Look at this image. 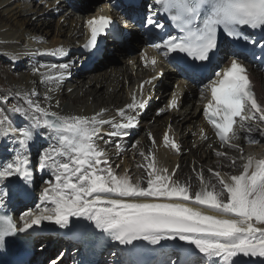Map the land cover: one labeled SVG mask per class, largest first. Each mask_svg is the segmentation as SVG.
I'll use <instances>...</instances> for the list:
<instances>
[{"label": "snow or ice", "instance_id": "1", "mask_svg": "<svg viewBox=\"0 0 264 264\" xmlns=\"http://www.w3.org/2000/svg\"><path fill=\"white\" fill-rule=\"evenodd\" d=\"M155 2L181 33L168 34L162 42L150 45L158 51L163 50L164 56L182 53L194 62L211 64L218 50L221 30L233 40L251 43L256 41L243 32L245 27L264 31V0ZM112 23L108 16L89 19L86 26L90 39L85 48H94L98 37ZM146 24L156 29L165 28L163 23L151 17L146 19ZM44 54L62 56L65 53L63 48H56ZM148 62L153 67L158 63L155 58ZM47 67L49 71L42 74L43 82L52 85L51 92L65 79L70 65ZM204 67L192 64L187 70L195 74ZM215 77L202 89V95L210 93L204 115L221 146L240 153L238 157H228L227 153L217 151V157L229 159L234 170L237 161H241L240 172L231 174L209 169L216 183L205 180L200 172L197 174L200 188L194 193L190 184L173 180L175 171L169 173L167 168L158 167L152 151L141 152L145 163L137 165L144 169L146 176L133 179L129 169L120 173L117 171L119 165L113 167L107 151L97 140L102 139L106 124L113 129L107 133L109 137H123L127 135L126 130L136 126V116L126 115L125 109L118 110L120 121L103 119L102 113L91 117L62 115L51 111V105L41 107L25 96L27 108L12 105L8 109L29 121L27 126L20 127L14 126L0 109V138L12 137V142L19 146L12 158L0 160V186L13 176L31 183L30 148L35 140V130L46 129L56 141L39 155V168L51 172V179L46 181L47 186L39 197L40 203L35 205V211L21 215L19 224L11 215L0 214V245L6 237L27 232L44 221L67 228L74 217L90 221L120 245H132L135 241H146L150 245H159L166 240L183 241L195 251L180 250L188 257L181 264H193L191 258L197 252L199 256L194 264H248L251 258H264V158L245 155L243 148L235 143L241 138L238 134L241 130L249 134L258 132L264 137L261 126L264 104L258 101L247 67L239 58L230 59L228 66L215 72ZM140 87L143 89V85ZM45 99L50 100V97ZM4 103H7L6 97ZM56 106H59L58 101ZM144 106L143 102L137 103L133 95L127 110L135 111ZM170 107H176L175 97ZM245 139L249 145L261 142L251 135ZM164 144L177 149L167 134ZM116 147L121 148L119 144ZM18 194L28 195L24 189ZM8 195L9 192L0 188V196ZM170 264H177V261L171 260Z\"/></svg>", "mask_w": 264, "mask_h": 264}, {"label": "bare ground", "instance_id": "2", "mask_svg": "<svg viewBox=\"0 0 264 264\" xmlns=\"http://www.w3.org/2000/svg\"><path fill=\"white\" fill-rule=\"evenodd\" d=\"M10 0H0V42H8L9 41L7 39H13L14 42L11 43L10 47H14V49H11L9 47H7L6 45L4 46L5 49H10L12 50V52L9 50L7 53H3L0 50V62H4L6 61V65H9L8 68H6L4 71H1L2 73L6 74L8 76V78L12 79L13 81H15L16 79H22L25 80L26 83L29 81V78L31 76V59L27 58L24 54V50L25 47L28 46H40L37 41H39V39H42L44 42L50 43L51 46L53 47V44L55 42H61V40L64 41H71L69 38V34L76 32V34H82L85 35L87 38H89V29L88 27L85 25V27L81 28L80 30H78V24L75 23L74 27H72V25L67 29V30H63L64 27L60 26L58 27V30L54 33L55 35L53 36L52 39H49V34L51 33V25L49 22H47L45 19H47L48 17H52L53 13H51V11L47 12L45 9H42L41 11H39L38 13L34 14V15H41V18H38L37 20H33V16L31 15L29 16L28 14L30 12H33L32 9L27 10V6L21 8V4L20 2H23V0H13V2H9ZM31 2L33 0H30ZM89 1H96V0H89ZM81 4L84 3V0H80L79 1ZM49 6H51V4L49 3ZM29 16V17H28ZM43 18V19H42ZM22 28L24 27L23 30L20 31L19 36L17 35H11L10 31L12 30H16L17 28ZM68 31V33H67ZM75 34V35H76ZM13 36V37H11ZM17 36V37H16ZM68 36V38H67ZM37 38L38 40L32 41V39ZM138 35H136L135 33L132 34V38L129 41L130 44H134L137 40H138ZM17 43H20L22 46L20 47V49H16L15 47H17ZM100 43V39H98L97 44L94 48H96L98 46V44ZM135 45V44H134ZM116 46V45H115ZM113 47V52L114 55H120L119 57L121 58V54L124 52V49L121 46H116ZM137 46V45H135ZM3 47V46H2ZM92 48L91 50L93 51ZM264 53V52H262ZM158 63L155 67H152L155 70H159V68L163 67L165 65V61L164 58L162 57V60H159L156 56L154 57ZM5 59V60H4ZM262 61H264V55L262 56ZM99 65H104V63L100 62ZM252 72H253V78L254 80H256V82L258 83V86L264 83V76L262 75L261 71L258 70H254V68L252 67ZM165 74V73H163ZM176 76H178V74L175 73ZM170 74L168 73L166 75V80H168L170 78ZM74 78H80V80L84 79V81L80 82L76 87L78 88V92L80 90H82V88L87 84L86 82V75H83V72H78L75 75H73ZM164 78V77H163ZM162 78V79H163ZM179 81L180 83L183 82V79L181 77H179ZM93 82V80H90L89 84ZM95 82V90H93V86L92 88L89 89L88 91L86 90V92L84 93V96L86 99H88L89 97H92L93 100L92 101H97V103H99L100 99L101 101L105 100L104 96L106 95V91H104L105 89V85L109 83V85L106 86V89H108V87H110V83L114 82V80H110L109 77H105L103 75H98V77H96L94 79ZM118 82V81H116ZM114 82V83H116ZM154 82H152L151 84H143V89H141L140 86H138L137 91L134 94H130L128 96H126L123 100V104L124 106H127L128 104L133 102V95H135L136 97V101L137 102H142L144 97H145V90L146 88L150 87ZM47 83L45 82H36V96L33 95V93L31 92H27L25 95H21L18 94L17 96H14L15 99H13L11 96V94H3L2 98L0 100V105L4 106V98H7V103L6 105H8L9 108L12 107V105H17L19 107H23V108H27V104L25 103V99L24 97L27 96L29 99H32L33 101L36 102V100L38 99V97H41V90L46 87ZM118 85V84H117ZM164 84H162L163 86ZM178 85V84H177ZM98 86L100 87V89H98ZM6 85L4 83H2V81H0V88H5ZM8 88L10 86H7ZM119 87V85L117 86ZM260 87H258V92H259V96L264 95V91L263 90H259ZM121 90V89H120ZM123 90V89H122ZM121 90V91H122ZM62 91L59 92V89H55L54 91H51V93L54 94H61ZM178 95L174 96L176 99V107H180L181 106V95L184 92V102L185 103H193L195 100H199L202 96V94H198L195 91V87L191 86L190 88L185 89V91H182V89H179ZM62 98L65 100L66 98H68V100H71V97H69L67 94H63ZM112 100L110 101L111 103H115L117 102V98H120L117 95V92L113 93L109 99ZM82 99V98H81ZM84 99V98H83ZM260 99V97H259ZM73 105H76L77 101L76 99L73 98ZM69 105V104H66ZM105 106V104L100 103L99 106H97V108L101 107V106ZM112 105V104H111ZM108 106V105H107ZM165 107V106H164ZM109 108V107H106ZM66 109V108H65ZM56 110V108H53L51 111ZM55 112V111H54ZM190 117L187 118V122H193L194 120H198V122L201 120L204 124H206V122L204 121V113L200 110L199 113H196V109L193 108L192 112L189 114ZM200 118V119H199ZM184 120V122H185ZM187 122L185 123H180L178 125V127L180 126H184ZM189 128V127H187ZM200 128H198L199 130ZM43 130V128L41 129H37L35 130V132H41ZM134 136H139L138 137V146H137V151L140 155L141 152H144L145 154L149 153V151L154 152L155 154V159L157 162L158 167L161 168H167L169 170V173H172L173 171H175V167H176V162L174 159V154L170 149V145L166 146L164 144V141H161V138H158L157 134H153L151 133L149 130L141 131L140 126L136 125L134 128H131V131ZM144 132V133H143ZM247 136L251 135L249 133H245ZM169 138L173 141L175 139L174 134L172 133H168ZM252 137H255L257 140L261 141L260 143L263 142L262 138L255 136V134L251 135ZM153 139L156 141L155 145L153 144ZM184 139V137H183ZM214 139V135L211 132H208L206 134V140L207 141H212ZM36 141L33 145H31L30 148V154L34 153L37 154L39 153L41 150L46 149L47 147H49V145L51 144H55L56 142L52 141L50 138H45L41 141H37V138L35 136V140ZM97 143H99V141L97 140ZM184 144L186 145V141L184 142ZM221 145V144H220ZM121 148L119 149H114L113 147H111L109 150H107L108 145L103 148L107 151L108 153V157L110 162H113V167L115 168L116 165H119V159L120 156L123 155V158L120 161L126 162L127 159L125 160V156L128 155L130 156L128 158L129 162L127 161L124 169H129L130 175L133 176V179H135L136 177H141V176H146V173L144 172L143 168H138L137 165L139 164H143L145 163L144 158L140 155V161H137L136 164L137 165H133V160H137L138 158L133 157L136 155L135 154H129L127 152V150L125 149V147L127 146V141H123L120 144ZM199 144L196 147V151L195 154H197L199 151H201L203 149V147ZM2 146H0V152L2 151ZM262 151V150H261ZM252 152L254 153V149H252ZM251 154V153H249ZM255 154V153H254ZM193 158H194V153H192ZM4 158H6L5 155H3ZM214 166L217 170H222L224 169L225 166H223V164H221L217 159L215 160ZM120 168L117 169L118 172L122 173L123 170H119ZM194 171L200 173L202 171L199 172L197 165L194 166V168L191 165L186 164L182 159L178 162V166H177V170L175 171V176H173V180L174 178H182L185 182V184H190L191 186V191L194 190L195 188V182L197 181ZM188 175V176H185ZM234 174H236L234 172ZM206 179H211L210 177L208 178V176H205ZM15 178L13 177V179H11L10 181H7L5 183V188H6V192H9L10 194L14 193V204L13 206H16L18 201H25V197H22L18 194L19 190L24 189L26 190V192L28 193V195L32 196L33 198L35 197L33 194V187L36 186V184L38 183L37 181H39L38 179H36L37 181H35V179L31 180V183H27L22 179V185L20 187H16L15 184ZM213 183V181H212ZM8 196H0V205H6V202H4V199H6ZM32 198V200H33ZM31 200V201H32ZM31 206H34V204H32V202H30ZM18 210V209H17ZM77 219V218H76ZM77 220H82V219H77ZM47 221H44L42 223H45ZM92 224V223H91ZM172 241V240H170ZM161 242H166V241H161ZM148 246H152L150 244H148Z\"/></svg>", "mask_w": 264, "mask_h": 264}, {"label": "rangeland", "instance_id": "3", "mask_svg": "<svg viewBox=\"0 0 264 264\" xmlns=\"http://www.w3.org/2000/svg\"><path fill=\"white\" fill-rule=\"evenodd\" d=\"M11 2H13V0H10ZM9 1V2H10ZM80 1V0H79ZM76 2L75 4V7H78V6H84L86 3H87V6H86V11H85V14L86 13H92L94 12V8H96L97 6H103L105 5V0H96V1H89V0H85L84 4H81L80 2ZM54 2V0H49V1H46V2H36L34 3V1H30V0H23V2H20L21 4V8H23L24 6L26 7L27 6V10H30L32 9L33 12H30L28 15L31 16V15H34L36 13H38L39 11H41L42 9H45L47 12L51 11V13H53L52 17H48L47 19H45L47 22L50 23L51 25V33L49 34V39H52L53 36L55 35L54 33L58 30V27L60 26H63L64 29L63 30H67L71 25L73 28L74 27V24L77 23L79 24V17L77 14H73V12L70 11L69 7H63L64 4L63 3H60L58 5V7H55V6H52V3ZM49 3L51 4V6H49ZM101 4V5H100ZM57 8V9H56ZM55 12H58L57 14H54ZM83 15V14H82ZM28 16V17H29ZM41 15L37 14V15H34L33 16V20H37L38 18H41L40 17ZM43 19V18H42ZM24 27H20V28H17L16 30H12L8 33H10L11 35H17L19 36V33L21 30H23ZM68 33V31H67ZM11 36V37H13ZM16 36V37H17ZM68 38V36H67ZM9 41L8 42H3L7 47L11 48V49H14V47H10L11 46V43L14 42L13 39H7ZM140 42L139 39L135 42V43H138ZM3 43L0 42V50L5 54L7 53L9 50L8 49H5L3 45ZM10 45V46H9ZM3 46V47H2ZM22 45L20 43H17V47H15L16 49H20ZM113 46L112 45H108L107 47H105V56H104V59H102L100 62L104 63V65H99L100 62L97 63V66H99L98 68H95L92 72H87V73H84L83 75H86L85 79H86V82L87 84L82 88V90H80L78 92V88L76 87L77 85H75V87H73V93H70L69 94V97H71V100L76 99L77 103L76 105H73V101H69L68 98L66 100V104H69V105H66V110L69 111V112H81L83 110H87V109H96L97 106L100 105V103L102 104H105V106H107L110 102V99L109 97L115 92H118L120 89L122 90L123 87L121 86L120 87V82L124 81L123 80V75L126 73L127 75H131V70L130 69H127V66H128V61H131L133 59H135L136 57L139 56V51H134L133 55H128L127 54V48H125V53L124 55L120 58L119 56L120 55H114V52H113ZM12 52V50H10ZM111 52V55L109 56V52ZM73 57V56H71ZM5 60V59H4ZM1 61V60H0ZM9 65H6V61L5 63L2 61L0 62V81H2V83H4L6 85L5 88H0V100L2 98V95L3 94H11L10 97L14 98L15 94H19V92H24L27 91L28 87L30 84H33V82H27L25 80H22V79H16L15 81H13L12 79L8 78V76L4 73H2L1 71H4L6 68H8ZM98 75H103L105 77H109L110 80H114V82L110 83V87H108L107 90L106 89V86L109 85L106 84L105 85V89L104 91L102 92H105L106 91V95L104 96L105 100L99 101V103H97V101H92L93 98L92 97H89L88 99H86L84 96V93L86 92V90L88 91L89 89L92 88V85L94 84L93 86V90H95V82H94V79L96 77H98ZM136 78V77H134ZM90 80H93V82H90ZM119 87H117L118 85ZM162 84H164L162 86ZM7 86H10L9 88ZM67 87H69V89H71V87L67 84L65 86V93L67 94L68 91H67ZM262 88V87H261ZM98 89H100V87L98 86ZM119 91V95L121 96L122 95V91ZM130 90V88L128 89ZM155 97L154 98H159L158 102L157 103H154L153 104V107H156V109H154V113L159 110V109H162L164 106H165V103H166V99H167V95L172 91V84L170 83L169 79L166 80V76L159 82V85L157 87H155ZM67 91V92H66ZM82 98V99H81ZM84 98V99H83ZM104 106V105H103ZM8 105H4L3 109L5 110V113H10L9 111L6 112V109H7ZM0 109H2V106L0 105ZM190 113V108L188 110L186 109H183L181 113H179L177 115L176 118H174V124L171 125L172 128L177 131V133H179L180 137H181V141L180 142V145L183 146V151H184V155L182 156V160L188 164V165H191L193 168L194 166L197 165V168L200 171L203 172V175H204V178L205 176H208V178L210 177L211 179H206L205 180H211L214 182L213 183H216L215 181V178L211 176L210 172H209V169H212L213 170V159L215 158H219L217 157L216 155V152L219 151L218 149H214V150H206L205 151H202L203 154L209 159L210 162H208L207 160H201V152L198 154V155H195L194 154V158H193V155L191 153H195V149L191 148V139L192 138V135L194 134V128H195V125L196 123L198 122V120H194L193 122H187V118L190 117L189 115ZM171 115V114H169ZM167 114L161 116L158 121H159V124H162L163 122H165L167 120ZM186 120H185V119ZM23 119L25 120L26 122V118L23 117ZM187 122L183 127L180 126L178 127V125L180 123H185L184 122ZM143 123H146V122H149L150 120L148 119H143L142 120ZM146 121V122H145ZM28 124L26 123V126ZM189 127V128H187ZM185 134V138L183 139L182 136ZM256 135L259 137V133L258 132H255ZM186 141V145L184 144V142ZM250 147V146H249ZM248 147V148H249ZM15 150L13 147L7 145L5 147V150L4 152L5 153H8V154H11V153H14L15 154ZM191 152V153H189ZM220 152V151H219ZM255 153V154H254ZM254 153H251L252 155L256 156L258 154V152H254ZM227 155L231 156L230 153H227ZM248 155V154H247ZM180 159V160H181ZM240 164H241V161H237V165L235 167V170L230 167V160L223 163V166L224 169L223 171H226L225 173H233V172H236V171H239V168H240ZM31 165H34V163H32V159H31ZM222 173V172H221ZM194 174H195V177L197 179V181L195 182V188H194V191H198L199 188H200V181L199 179L197 178V174L198 172L194 171ZM185 176H188L185 174ZM176 181L180 182L181 184H185L184 180H183V177L182 178H176L175 179ZM48 242L47 243H44V242H41L39 244V248H42L44 246H48ZM62 249H63V245L58 243L55 248L53 249V255H61L62 254ZM113 252L115 251H110L109 253L105 254V258H103V261L101 264H127V262L125 261L126 259L123 258L121 256V254L119 252H117L116 254H114ZM166 260L165 264H170V261L171 260H175L177 261L175 255H170V256H166L164 258ZM178 264V263H177Z\"/></svg>", "mask_w": 264, "mask_h": 264}]
</instances>
